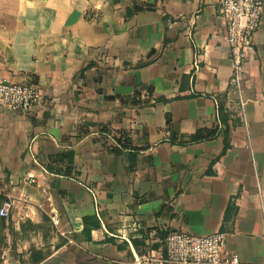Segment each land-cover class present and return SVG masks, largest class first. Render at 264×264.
<instances>
[{"label": "crops", "instance_id": "1", "mask_svg": "<svg viewBox=\"0 0 264 264\" xmlns=\"http://www.w3.org/2000/svg\"><path fill=\"white\" fill-rule=\"evenodd\" d=\"M219 2L0 0V81L40 95L0 106V264H139L173 230L264 264V5L236 85Z\"/></svg>", "mask_w": 264, "mask_h": 264}, {"label": "built area", "instance_id": "2", "mask_svg": "<svg viewBox=\"0 0 264 264\" xmlns=\"http://www.w3.org/2000/svg\"><path fill=\"white\" fill-rule=\"evenodd\" d=\"M264 0H220L218 11L225 21V39L229 45L232 75L230 82L239 85L245 63L252 56L253 32L258 26ZM40 98L36 87L28 83L0 81V106L8 109L30 108ZM11 202L0 206V215H7ZM56 224V220L53 219ZM128 241L126 233L114 234ZM226 232L200 235L188 231H167L164 249L157 255L135 256L139 264H238V256L225 255Z\"/></svg>", "mask_w": 264, "mask_h": 264}]
</instances>
